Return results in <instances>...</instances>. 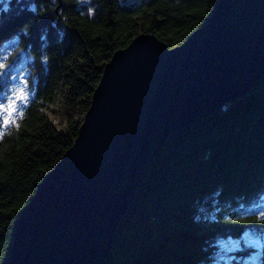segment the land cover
Returning <instances> with one entry per match:
<instances>
[{"label":"trees","instance_id":"1","mask_svg":"<svg viewBox=\"0 0 264 264\" xmlns=\"http://www.w3.org/2000/svg\"><path fill=\"white\" fill-rule=\"evenodd\" d=\"M218 0H0V51L28 62L33 95L0 135V264L16 221L68 150L104 65L140 34L169 49L211 16ZM2 85L0 84V90ZM49 116L64 123L56 128ZM264 196V80L208 116L172 133L150 162L142 188L112 237L104 264H240L264 247L223 254L220 243L248 233L246 214Z\"/></svg>","mask_w":264,"mask_h":264},{"label":"water","instance_id":"2","mask_svg":"<svg viewBox=\"0 0 264 264\" xmlns=\"http://www.w3.org/2000/svg\"><path fill=\"white\" fill-rule=\"evenodd\" d=\"M263 80L264 0H218L172 49L136 36L104 65L71 147L20 212L6 264H104L166 139Z\"/></svg>","mask_w":264,"mask_h":264},{"label":"rangeland","instance_id":"3","mask_svg":"<svg viewBox=\"0 0 264 264\" xmlns=\"http://www.w3.org/2000/svg\"><path fill=\"white\" fill-rule=\"evenodd\" d=\"M124 2H134L138 0H123ZM12 46H7L5 49L0 51V62L5 65L4 70H0L3 74L0 75V84L2 85L0 90V103H3L6 107L8 103L13 102L14 99L17 98L18 94L23 92L24 99L20 100L15 104V107L18 109L16 112L14 119H16L22 109L27 105L31 97L33 96L27 89V78L28 71L26 70V65L28 60L21 56L19 60L10 63V59L15 60L16 58H10L13 53ZM50 119L54 122L56 128L60 131H64V123L61 122L58 118L49 116ZM5 128L0 127V135L4 131ZM256 212L264 211V196L260 199L259 203L251 209ZM247 210L246 214H250ZM240 243L244 246V248L253 247L255 249H262L264 247V234L261 235L260 238L253 237L252 235L246 233L239 240L236 241H223L220 243L223 254H228L236 249L240 248ZM234 257H221L220 260H223L226 264H231L230 260ZM259 255L258 253L251 254L250 257L243 259V261H239L235 259V262H240V264H259L258 263ZM233 264V262H232Z\"/></svg>","mask_w":264,"mask_h":264},{"label":"snow or ice","instance_id":"4","mask_svg":"<svg viewBox=\"0 0 264 264\" xmlns=\"http://www.w3.org/2000/svg\"><path fill=\"white\" fill-rule=\"evenodd\" d=\"M0 70L6 71L5 65L2 62H0ZM2 74L3 73L0 72V75ZM23 99H24L23 92H21L18 94L17 98L14 99L13 102L8 103L6 107L4 106L3 103H0V127L6 128L10 124L16 125L17 127L19 126L18 122L14 119V116L18 111V109L15 107V104ZM248 211L252 216H259L260 220H264V211H260V212H256L255 210H248ZM254 230L257 232L264 233V225L257 226L255 227Z\"/></svg>","mask_w":264,"mask_h":264}]
</instances>
